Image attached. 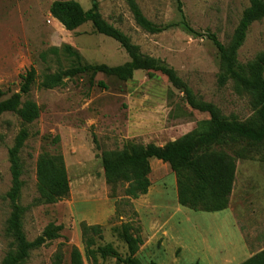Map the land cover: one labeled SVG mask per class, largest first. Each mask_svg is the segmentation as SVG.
<instances>
[{"label":"rangeland","instance_id":"rangeland-1","mask_svg":"<svg viewBox=\"0 0 264 264\" xmlns=\"http://www.w3.org/2000/svg\"><path fill=\"white\" fill-rule=\"evenodd\" d=\"M54 1H75L84 11L90 10L93 3L0 0V89L18 93L20 76L32 67L35 80L22 102L32 101L39 108V117L31 124L22 123L13 113L0 116V263L10 244L5 233L10 214L5 194L11 186L7 152L22 129L28 133L20 152L23 187L19 203L27 208L23 232L31 242L48 224L62 226L60 237L31 251L24 264H52L59 248L62 264H70L72 247L83 253L79 225H91L89 214H111L99 225L102 239L96 242L99 246L112 245L122 257L127 256L120 238L122 224L130 223L138 229L143 244L136 256L141 264H240L248 255L241 236L250 255L263 249L264 142L226 137L212 146L235 161L228 209L221 212H195L181 207L174 173L156 159L151 160L150 189L145 199L148 201L140 206L143 210L136 205L139 201L124 196L125 184L106 182L101 167L103 153L121 151L128 142L163 146L193 130L204 131L209 116L191 109L181 90L157 72L136 71L126 81L85 73L67 76L53 89H41L44 77L58 70L85 64L115 67L129 60L118 43L97 34L89 22L75 31H66L50 16ZM94 2L101 17L129 37L143 56L173 68L197 100L211 103L227 119L245 124L257 121L248 93L237 90L232 81L218 86L219 57L207 38L214 34L227 46L249 6L248 0H181L182 13L174 0H135L149 21L165 27L155 35L136 26L126 0ZM67 47L80 59L69 56ZM54 48L56 53L52 52ZM262 52L264 19L249 27L237 52V62L245 65ZM42 153L62 155L69 179L68 195L52 205L36 202V162ZM169 215L172 218L166 226L162 220ZM230 215L234 216L235 226ZM83 263L92 264L85 259ZM97 263L118 264L114 259L99 257Z\"/></svg>","mask_w":264,"mask_h":264},{"label":"trees","instance_id":"trees-1","mask_svg":"<svg viewBox=\"0 0 264 264\" xmlns=\"http://www.w3.org/2000/svg\"><path fill=\"white\" fill-rule=\"evenodd\" d=\"M174 1L177 10L182 13L181 0ZM248 3L249 6L243 11L227 46L222 45L214 34H208L207 38L216 48L219 57L218 86L223 87L232 81L237 90L251 96L252 107L256 109L257 115V121L251 124L240 123L235 118L227 119L211 103L197 100L173 68L158 59L143 56L139 47L132 44L129 37L108 24L101 17L94 0L88 11H84L75 1H54L51 4L50 16L66 31H75L89 22L97 34L118 43L129 60L115 67L85 64L68 71L58 70L44 77L39 86L41 89H53L62 85L65 77L85 73H90L92 76L104 74L126 81L136 71L157 72L163 75L173 88L181 90L186 104L191 109L209 116L204 131L193 130L163 146L153 144L141 146L128 142L121 151L103 153L101 167L106 182L111 185L125 184L124 196L128 199L136 200L147 194L150 188L148 178L151 173L150 162L156 159L167 164L174 173L177 203L181 207L204 213L221 212L228 208L235 179V161L224 152L213 150L212 146L226 137L252 143L264 142V52L245 65L237 62V52L245 41L249 27L254 22L264 19V0H248ZM126 4L134 23L144 33L155 35L165 30V27L156 25L146 18L135 0H126ZM52 52L56 53L57 50L54 48ZM66 52L76 60L80 59L70 47L66 48ZM41 57L44 59L45 55L42 54ZM20 79L18 93L10 94L8 90L0 89V116L13 113L22 123L31 124L39 117V108L32 101L22 102V98L28 95L34 83V68L30 67ZM27 138V131L20 130L7 152L11 186L5 194L10 206L5 233L10 239V244L0 264H24L31 251L58 239L62 230V226L50 223L31 242L26 239L23 232L22 221L27 208L19 203L23 187L20 152ZM36 182L39 194L37 203L52 205L68 195L69 179L62 155L48 153L39 155L36 162ZM79 227L83 253L78 248L72 247L70 264H84V259L92 264H98V257L102 260L114 259L118 264H141L136 254L143 241L139 230L130 223L122 224L120 230V238L127 250L125 257L120 256L110 244L97 245L96 241L102 239L101 226L81 222ZM62 259L63 254L59 248L53 256L52 264H62ZM148 264L157 263L151 261ZM240 264H264V249Z\"/></svg>","mask_w":264,"mask_h":264},{"label":"crops","instance_id":"crops-1","mask_svg":"<svg viewBox=\"0 0 264 264\" xmlns=\"http://www.w3.org/2000/svg\"><path fill=\"white\" fill-rule=\"evenodd\" d=\"M150 166H151V162H150ZM150 189V188H149ZM148 192H149V190H148ZM148 192H147V194H148ZM147 194L146 195H144V196H141V197H139L138 199H136V200H131L132 202H138L136 205L137 206H141L142 204H144V202H147L145 199H146V196H147ZM150 203V202H149ZM136 205L134 204V206H135V208H136ZM147 205H145L144 206V208L146 207ZM142 210H143V207H140ZM228 209V208H227ZM154 210V208L152 209V211ZM139 215V221H140V224H141V214H138ZM111 216V214H107L106 216H104V214H101V215H98V214H89L88 216H87V220L91 223V225H103V223H104V221L106 220V219H108L109 217ZM100 218V219H103V220H96V218ZM230 217H231V215H230ZM171 218H172V215H169V217H165V219L164 220H162L163 222H166V226H168L169 225V223H170V220H171ZM232 218V222H233V224H234V226H235V220L233 219L234 218V216H232L231 217ZM155 224H156V226H158V227H160V225L161 224H158L156 221H153ZM152 224V226H155V224ZM90 225V224H89ZM142 225V224H141ZM157 227V228H158ZM167 228V227H166ZM239 232H240V230H239ZM241 234V233H240ZM241 239H242V245H243V247H246L247 249H248V255H247V258L246 259H248V258H250L251 256H253L254 254H256V253H258V252H260L261 250H263V249H261V250H259V251H257L256 253H254V254H249V248H248V246L245 244V242H244V240H243V238H242V236H241ZM245 259V260H246Z\"/></svg>","mask_w":264,"mask_h":264}]
</instances>
